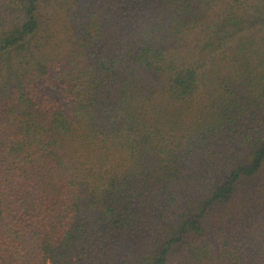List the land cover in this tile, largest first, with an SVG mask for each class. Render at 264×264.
I'll use <instances>...</instances> for the list:
<instances>
[{
	"label": "trees",
	"instance_id": "1",
	"mask_svg": "<svg viewBox=\"0 0 264 264\" xmlns=\"http://www.w3.org/2000/svg\"><path fill=\"white\" fill-rule=\"evenodd\" d=\"M0 264H264V0H0Z\"/></svg>",
	"mask_w": 264,
	"mask_h": 264
}]
</instances>
